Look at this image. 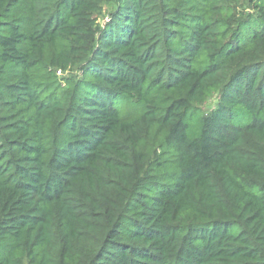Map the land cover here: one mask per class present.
I'll list each match as a JSON object with an SVG mask.
<instances>
[{"label": "trees", "instance_id": "obj_1", "mask_svg": "<svg viewBox=\"0 0 264 264\" xmlns=\"http://www.w3.org/2000/svg\"><path fill=\"white\" fill-rule=\"evenodd\" d=\"M0 264H264V0H0Z\"/></svg>", "mask_w": 264, "mask_h": 264}]
</instances>
